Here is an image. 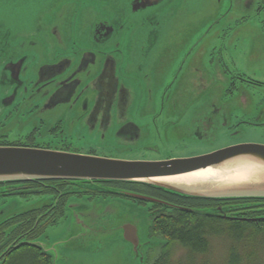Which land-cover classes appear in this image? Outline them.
Here are the masks:
<instances>
[{
  "label": "rangeland",
  "instance_id": "obj_1",
  "mask_svg": "<svg viewBox=\"0 0 264 264\" xmlns=\"http://www.w3.org/2000/svg\"><path fill=\"white\" fill-rule=\"evenodd\" d=\"M128 2L0 0V64L8 55H26L28 79L37 77L40 64H53L56 55L72 57L73 50L85 47L84 24L94 14L100 20L117 17V24L123 26L106 47L113 49L118 44L124 55L132 51V62L139 65L132 72L123 71L121 77L131 91L128 117L141 127L140 137L126 142V148L113 132L103 136L80 125L68 129L65 123L62 137L71 145L67 151L159 161L244 143L264 145V88L233 76L264 81V2L247 7L238 0H176L171 14L161 17L156 7L138 15L128 10L131 7L126 11ZM120 8L125 10L123 14ZM50 25L57 26L63 42L50 34ZM151 47L159 51L145 54ZM178 49L183 51L175 52ZM141 65L144 70L137 69ZM59 71L53 68L51 73ZM234 83L237 88L232 87ZM30 92L24 91L20 99ZM28 116L18 117L22 126L13 127L14 134L26 136L35 127L43 133L51 126L48 118L41 125V120ZM52 138L47 133L35 141ZM46 199L44 195L0 198V209L21 212ZM148 208L125 199H73L65 216L48 226L38 242L51 254L52 264H151L166 239L151 230ZM125 223L138 230L136 250L123 238ZM228 247L227 239L214 238L209 252L193 258L178 243L163 251H171L172 264H223Z\"/></svg>",
  "mask_w": 264,
  "mask_h": 264
},
{
  "label": "flooded vegetation",
  "instance_id": "obj_2",
  "mask_svg": "<svg viewBox=\"0 0 264 264\" xmlns=\"http://www.w3.org/2000/svg\"><path fill=\"white\" fill-rule=\"evenodd\" d=\"M175 1L139 0L135 3L128 2L124 7L127 11L130 4L134 5L137 15L140 12L141 14L151 13V9L156 7L158 16L161 17L171 14ZM238 1L247 7L258 4L260 1L264 2V0ZM118 11L123 14L125 10L120 8ZM133 16L127 15V18L131 19ZM137 17L134 16L135 22H137ZM152 18L153 16L147 18V21L150 22ZM117 23V17L100 20L94 14L88 25L84 24V28L87 29V45L73 50L72 57L62 56L63 54L60 53L56 55L57 60L53 64H40L35 79L25 77V65L28 58L26 55H8L6 59H2L0 64V118L3 119L0 121V145L70 150L71 145L62 137L65 123L68 129L80 125L87 132H99L103 136L107 132H113L117 141L126 144V148L129 146L127 143L134 142L140 137L141 127L128 117L131 91L122 83L121 77L123 71L132 72L139 65L133 63L132 51L124 55L119 50L118 44H116L117 48L108 49L106 47L118 30L123 27L121 23ZM50 31V34L58 40L57 42H63L57 26H51ZM158 51L159 49L151 47L145 54ZM180 51L183 50H175V52ZM141 67L137 69L144 70L142 65ZM53 68H58L60 71L52 74ZM217 76L216 78L221 81L222 77L220 72L218 75V71ZM233 76L258 89L264 88V81L244 77L242 74H237L236 77L233 74ZM26 83L30 86L25 85ZM232 87L237 88L236 83ZM24 91L25 93L31 92L22 100L20 97L24 95ZM84 91L88 94L85 95ZM64 110H66L65 113H63ZM23 113L28 114L29 119L38 118L41 120V125L48 118L51 120V126L45 128L43 133L39 127H35L26 136L23 133L14 134L11 130L13 127L16 129L15 127L22 126L18 122V117ZM47 133L53 137L52 140L35 141L37 137L42 138ZM90 152L94 151L90 150ZM43 190H51L52 193H42ZM124 192L133 191L121 185L86 184L66 180L54 183L0 184L1 199L12 196H47V199L38 207L21 212H14L13 208L8 211L4 208L0 209V264H3L5 259L15 252L21 242L38 240L46 228L52 225L51 221L55 216L59 214L62 217L65 216L66 206L70 200L125 199L138 205H149V215L154 210H159L154 209L150 202L129 197ZM36 212L39 214L35 225L39 223L40 229L32 232L33 227L21 233L17 223L18 216L23 213L35 214Z\"/></svg>",
  "mask_w": 264,
  "mask_h": 264
},
{
  "label": "water",
  "instance_id": "obj_3",
  "mask_svg": "<svg viewBox=\"0 0 264 264\" xmlns=\"http://www.w3.org/2000/svg\"><path fill=\"white\" fill-rule=\"evenodd\" d=\"M137 1L129 0V3ZM129 7L135 13V6L130 4ZM43 180L137 183L204 199H264V145L244 143L193 157L159 161L121 160L51 148L0 145V183ZM124 194L166 204L134 192ZM121 230L124 240L136 250L139 246L137 228L125 223ZM31 244L51 256L38 240Z\"/></svg>",
  "mask_w": 264,
  "mask_h": 264
},
{
  "label": "trees",
  "instance_id": "obj_4",
  "mask_svg": "<svg viewBox=\"0 0 264 264\" xmlns=\"http://www.w3.org/2000/svg\"><path fill=\"white\" fill-rule=\"evenodd\" d=\"M59 181L65 180L26 183ZM103 184L121 185L135 193L163 200L166 203L150 202L154 209H159L150 213L151 230L166 239L162 244L163 249L169 248L172 243H178L187 249L190 257L193 258L209 252L212 239L225 238L229 241V247L223 264H263L264 262V199H204L179 195L145 184L123 182ZM42 193H52V191L43 190ZM171 204L177 208L171 207ZM38 214L23 213L18 216L17 223L21 233L33 227L32 232L40 229L39 223L35 225ZM61 217L60 214L55 216L51 221L52 224L57 223ZM31 242H21L3 264H52V257ZM163 249L151 264H172L171 251L164 252Z\"/></svg>",
  "mask_w": 264,
  "mask_h": 264
}]
</instances>
